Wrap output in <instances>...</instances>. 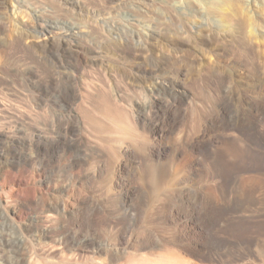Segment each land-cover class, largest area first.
Wrapping results in <instances>:
<instances>
[{
  "label": "rangeland",
  "instance_id": "374dc122",
  "mask_svg": "<svg viewBox=\"0 0 264 264\" xmlns=\"http://www.w3.org/2000/svg\"><path fill=\"white\" fill-rule=\"evenodd\" d=\"M76 1L0 0V257L264 264V0ZM91 91L142 152L83 127Z\"/></svg>",
  "mask_w": 264,
  "mask_h": 264
},
{
  "label": "bare ground",
  "instance_id": "6f19581e",
  "mask_svg": "<svg viewBox=\"0 0 264 264\" xmlns=\"http://www.w3.org/2000/svg\"><path fill=\"white\" fill-rule=\"evenodd\" d=\"M65 1L69 4L77 3L76 0H65ZM98 1L101 4V8L99 9L98 15L101 16L102 21L111 22V18H113L115 14L111 13V10H104V9L106 8L109 9L111 4L115 3L116 0H98ZM195 1L197 2V4L202 3L200 0H195ZM188 4L189 2H182V1L178 3V5H180L181 8L187 7L186 5ZM204 11L205 10H201L202 16H205ZM128 17L129 16L126 14V18ZM35 32L38 33L40 31L36 30ZM63 37H65L64 39L67 38L66 36H63ZM64 39H62L61 41L64 42ZM159 88H160L159 86H155L154 89L158 90ZM84 103L85 104H83V102L81 103V105L79 106V110L82 116V125L84 128L88 129V132H92L91 130H94L95 133H99V134H111V132H115L114 133L115 135H118V136L123 135L125 136L126 139L128 138V134H129L130 135V137L128 138L129 140L132 139L133 135L138 134L135 131V128L127 121L129 120V115L120 106H117L115 102L111 101V98L108 96V94H104L99 98L98 93H96L94 96L92 92V97L86 99ZM58 112L61 113L63 111H58ZM86 123L88 124V126L85 125ZM119 139H120L119 137H115L116 141H118ZM133 140L135 141L132 143V145L136 147V149L139 152H142L141 150L144 148V146H143V142H140L141 137L138 136L137 139H132L131 141ZM101 147H102V153L108 159L111 160V155L113 156L117 155V150L111 149L110 143L106 142L104 143V146H101ZM108 162L110 161H107L106 163ZM93 166L95 167L96 164H94ZM210 191L213 195L215 196L217 195L215 194L214 192L215 190L213 188H211ZM2 218H3V214L1 213L0 214V226H3L5 223V220ZM2 243L5 248L1 250L2 252L4 251L3 252L4 254H6V259L3 260L4 258L0 257V263L8 262L9 264H31L30 263L31 253L34 250V247L33 246L28 247L25 243H23V240L21 237H17V236L15 237L14 235H11L10 240L7 239L5 242L2 241ZM7 247H9L8 248L9 250L7 249ZM8 256H9V259L7 260Z\"/></svg>",
  "mask_w": 264,
  "mask_h": 264
}]
</instances>
